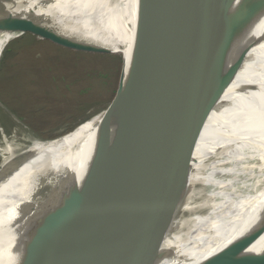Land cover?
Listing matches in <instances>:
<instances>
[{
  "label": "water",
  "instance_id": "obj_1",
  "mask_svg": "<svg viewBox=\"0 0 264 264\" xmlns=\"http://www.w3.org/2000/svg\"><path fill=\"white\" fill-rule=\"evenodd\" d=\"M24 5L0 0V26L120 53L122 75L121 48L87 39L52 13H23ZM263 19L264 0H156L145 8L126 42L139 54L134 91L107 122L35 264H170L171 253L147 260L149 250L182 196L205 121ZM122 88L120 76L109 103ZM251 245L226 244L194 264H264V246Z\"/></svg>",
  "mask_w": 264,
  "mask_h": 264
},
{
  "label": "bare ground",
  "instance_id": "obj_2",
  "mask_svg": "<svg viewBox=\"0 0 264 264\" xmlns=\"http://www.w3.org/2000/svg\"><path fill=\"white\" fill-rule=\"evenodd\" d=\"M23 1L26 4L23 13L35 16L52 13L87 39L127 50L128 77L125 89L105 114L107 105L106 109L91 111L87 118L72 126L75 131L72 138L64 140L59 136L47 141L59 146L56 149L62 156L46 157L45 141L35 138L31 129L0 102V264H35L54 223L79 185L107 122L134 91L129 88L138 52L126 49V42H131L137 18L156 0L144 4L138 0ZM60 3L71 4L82 14L85 6H104L111 16L100 13L95 19L113 24L82 30L62 18ZM90 20L75 18L83 24ZM22 32L20 28L0 26V58L6 44ZM249 39L255 41L214 103L189 157L185 189H199L200 183L194 185L192 179L194 160L208 142L230 145L224 150L227 157H217L226 159L227 166L217 171L220 177L215 180L210 174L199 195L191 196L183 205L182 198L179 199L147 260L171 253L170 264H194L226 244L252 241V249L264 246V21L259 22ZM210 125H214L213 131L208 129ZM219 130H229L221 140L216 138ZM45 182H50L48 191L37 195L38 190H44ZM205 188L208 190L203 194ZM48 213L54 216L49 218Z\"/></svg>",
  "mask_w": 264,
  "mask_h": 264
},
{
  "label": "rangeland",
  "instance_id": "obj_3",
  "mask_svg": "<svg viewBox=\"0 0 264 264\" xmlns=\"http://www.w3.org/2000/svg\"><path fill=\"white\" fill-rule=\"evenodd\" d=\"M60 6L62 17L83 30L103 27L102 19H95L100 13L111 16L104 6H85L83 14L74 9L71 4L64 3ZM115 6L117 7V3ZM77 16L91 20L83 24L75 21ZM263 21L264 19L260 22ZM106 23L110 24L108 21ZM16 39L18 41L14 43ZM138 55L134 60L135 74L131 80L130 92L134 90V79L139 65ZM124 57L127 60V53H124ZM118 66V57L114 54L80 51L64 47L43 36L26 32L14 37L3 48L0 58V102L31 129L35 138L45 141L47 144L45 145L46 157L47 155L49 158L57 155L62 156V152L56 149L59 146H54L52 142L47 141L59 136L64 140L72 138L75 136L72 126L87 118L91 111H97L105 105H107V109L105 107V112L102 111L104 114L110 109L111 103L113 105L116 101L113 100L109 103L118 86ZM147 72L148 70H145L144 75ZM127 77L125 68L123 90ZM8 125L7 127L10 128ZM208 129L213 131L214 125H210ZM228 131H217L216 138L221 140ZM228 146L230 145L227 143L210 142L204 145L202 153L206 155L201 153L195 157L196 166L192 174L194 185L200 183L199 189H184L181 205L189 201L191 196L200 194L201 188L209 182L208 177L211 173L213 179L220 177L217 171H223L226 168L227 160L223 158L220 160L217 157L225 156L224 150ZM224 180L225 178L222 179L223 182ZM49 184L45 182L42 187L44 190H38L37 195L46 193ZM53 185L54 183L51 182L50 186ZM207 190L205 188L201 192L205 194ZM46 209L49 208L46 207ZM181 214L183 215V213Z\"/></svg>",
  "mask_w": 264,
  "mask_h": 264
},
{
  "label": "trees",
  "instance_id": "obj_4",
  "mask_svg": "<svg viewBox=\"0 0 264 264\" xmlns=\"http://www.w3.org/2000/svg\"><path fill=\"white\" fill-rule=\"evenodd\" d=\"M71 7V6H70ZM68 9H69V7H67ZM74 9H75V7H73ZM59 14L61 15V9H60V11H59ZM62 16V15H61ZM63 18V17H62ZM68 21V20H67ZM75 25V24H74ZM103 27H106V26H110V24H108V23H103ZM76 26V25H75ZM78 27V26H77ZM79 28V27H78ZM83 30V29H82ZM87 30H90V29H87ZM18 41V39H16V40H14V43L15 42H17ZM13 43V42H12ZM122 51H123V53H128L127 52V50H125V49H121ZM91 53V52H90ZM98 54H108V53H98ZM113 55V54H112ZM116 57H118V61H119V66H118V70H119V79H120V76H121V84H122V82H123V78H124V75H125V68H126V66H125V68H124V70L122 71V75L120 74L121 73V70H122V55L120 54V53H118V54H114ZM126 64H127V62H126ZM119 82V81H118ZM116 92V91H115ZM115 94V93H114Z\"/></svg>",
  "mask_w": 264,
  "mask_h": 264
}]
</instances>
